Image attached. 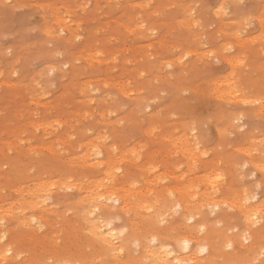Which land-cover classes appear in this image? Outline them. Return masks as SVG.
I'll return each instance as SVG.
<instances>
[{
    "label": "rangeland",
    "instance_id": "374dc122",
    "mask_svg": "<svg viewBox=\"0 0 264 264\" xmlns=\"http://www.w3.org/2000/svg\"><path fill=\"white\" fill-rule=\"evenodd\" d=\"M261 144L264 0H0V264H151L186 233L202 264H264ZM99 179L138 202L94 208L113 249L81 213ZM191 184L224 202L184 208ZM35 187L22 223L17 189ZM143 202L163 209L157 239Z\"/></svg>",
    "mask_w": 264,
    "mask_h": 264
},
{
    "label": "bare ground",
    "instance_id": "6f19581e",
    "mask_svg": "<svg viewBox=\"0 0 264 264\" xmlns=\"http://www.w3.org/2000/svg\"><path fill=\"white\" fill-rule=\"evenodd\" d=\"M49 5V4H48ZM51 7V5L49 6ZM53 8V7H51ZM234 89L231 87L229 83L224 84L223 88V94L227 95H234ZM260 148L263 155H264V145L261 144ZM188 151L189 149H185ZM109 172H106V175H108ZM213 178L212 180H214ZM211 181L213 183L214 181ZM103 179H99L98 181L89 182L85 186L81 187V193L82 198H79V202L81 205V213L83 215V219L86 222V224L89 226L88 232L90 235H92L97 241L104 244L106 247H109L113 249L115 247V239L118 238V232L114 229H112L108 224H106L101 218L99 214L94 212V208L100 207L105 209L106 211L112 210L114 206V198H118L117 200H120L123 206L138 204V202H132L131 200H128V190L131 188H126L121 186L119 183L111 182L110 180H107V182L103 183ZM127 189V190H126ZM189 189L196 190L197 185H188L186 187L179 188L178 194L179 199L182 203L186 204L184 205V208H187L189 203L196 202V192H192L190 194ZM19 199L16 200L14 203V210L15 213H17L18 217L21 220L22 223L27 222V217L25 216L26 211L31 210H37L42 204H40V198H38V193L40 192V189L38 187H35L31 192H25L22 189H17ZM165 198H167L169 195L168 193L164 194ZM185 197H188V200L185 199ZM188 201V202H187ZM224 201L218 200L216 198V195H208L204 202L198 206L200 207H211V206H218L222 204ZM146 202H143L138 208L146 207V205L149 207V210L147 211L148 217L147 221L152 223L150 224V233L154 235V239H157L160 232L158 229V220L156 219L158 215H160L163 211L162 208L155 207V205H149L145 204ZM242 204V210H241V216L243 221L249 226H255L258 222V219L255 217L256 220H254V216L258 215V213L261 211L260 206L255 203H248L246 199H243L241 201ZM195 205V204H194ZM196 206V205H195ZM25 219V220H24ZM25 221V222H24ZM154 224V225H153ZM157 236V237H155ZM180 238H182L183 246H181V250H183V254H176L171 252L170 250H149L150 256H151V264H191L197 263L202 264L200 261L199 253L202 251L203 248H200L199 250L193 251L192 246L193 243L196 242V239H193L192 236H190V233H186V235H181ZM264 239V238H263ZM208 241V239H206ZM186 244V246H185ZM0 258H5V252L0 251ZM73 259L70 258V260H66L61 264H74L75 261H72Z\"/></svg>",
    "mask_w": 264,
    "mask_h": 264
},
{
    "label": "snow or ice",
    "instance_id": "6c2138e0",
    "mask_svg": "<svg viewBox=\"0 0 264 264\" xmlns=\"http://www.w3.org/2000/svg\"><path fill=\"white\" fill-rule=\"evenodd\" d=\"M185 246H186V244H185ZM231 245H229V247H230Z\"/></svg>",
    "mask_w": 264,
    "mask_h": 264
}]
</instances>
